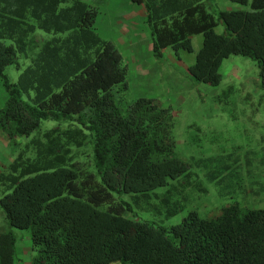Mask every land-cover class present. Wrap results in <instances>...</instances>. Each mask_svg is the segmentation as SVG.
Instances as JSON below:
<instances>
[{
    "label": "trees",
    "instance_id": "1",
    "mask_svg": "<svg viewBox=\"0 0 264 264\" xmlns=\"http://www.w3.org/2000/svg\"><path fill=\"white\" fill-rule=\"evenodd\" d=\"M131 1L146 8L156 58L168 47L192 52V37L202 34L187 68L194 80L221 84L224 60L241 55L257 63L264 89V0H230L248 9H220L214 0ZM99 13L85 0H0L7 92L0 134L13 143L44 120L69 123L39 132L0 172V207L10 226L30 230V264H264V206L233 201L166 226L140 217L123 198L132 194L139 204L193 171L178 154L173 107L127 98L129 67L98 33ZM38 30L49 36L40 42ZM21 56L30 60L24 69ZM9 65L21 71L17 82ZM86 144L89 164L78 155ZM17 245L13 229L0 232V264L19 263Z\"/></svg>",
    "mask_w": 264,
    "mask_h": 264
},
{
    "label": "rangeland",
    "instance_id": "2",
    "mask_svg": "<svg viewBox=\"0 0 264 264\" xmlns=\"http://www.w3.org/2000/svg\"><path fill=\"white\" fill-rule=\"evenodd\" d=\"M85 1L99 8L98 33L117 44L128 64L127 98L153 97L162 105L173 107L178 154L189 161L193 171L189 177L170 180L167 186L142 198L139 204L132 194L124 195L133 204L134 211L142 218L170 226L180 223L191 211L206 216L233 201L254 208L264 206V89L257 63L245 56L231 55L222 64L221 84L213 86L196 81L187 68L195 61L203 42L202 34L192 37V52L180 50L176 54L168 47L162 58H156L148 23L138 19V30L147 36L140 38V47L136 48L139 50L134 52L128 45H121L118 40L122 37L121 24L116 22L120 15L125 17L129 12L131 2ZM214 1L220 9L250 8L230 0ZM126 24L129 22L124 21L120 26L123 32ZM224 30L223 24L216 27L218 33ZM45 36L49 34L38 30L36 38L40 42ZM20 62L24 69L30 60L21 56ZM5 72L12 82H17L21 71L9 65ZM24 98H28L27 93ZM6 100L7 92L0 80V108L6 105ZM55 126L67 128L69 123L44 120L38 131L18 137L13 143L0 134V172L7 171L9 163L34 136ZM91 152L90 145L86 144L78 150V155L89 164ZM2 195L0 188V198ZM173 211L176 212L171 214ZM8 229H13L18 236V264H30L33 255L30 230L10 226L0 207V232Z\"/></svg>",
    "mask_w": 264,
    "mask_h": 264
},
{
    "label": "crops",
    "instance_id": "3",
    "mask_svg": "<svg viewBox=\"0 0 264 264\" xmlns=\"http://www.w3.org/2000/svg\"><path fill=\"white\" fill-rule=\"evenodd\" d=\"M125 2H131L129 7V12H127V14L125 15V17L120 15V20L116 21L117 23H119V25H123L124 21H128L129 24H126L123 26V28H125V31L123 32L121 30V25L119 26L120 28V36H122L121 38L119 37L118 40H121V45H128L130 48H132V50L135 52L137 47H140V38L142 39L143 37H146L147 34L145 32H141L138 30V22L137 20H139V22H146L147 19V13H146V8L144 7L143 4H138V3H134L131 0H124ZM99 19V15L97 18V21ZM115 22V23H116ZM117 23L115 24L116 27L118 26ZM97 25V22H96ZM150 29V28H149ZM151 33V32H150ZM118 43H120V41H118ZM134 61L138 62V58L136 56L132 57ZM140 65V64H139ZM138 65V66H139Z\"/></svg>",
    "mask_w": 264,
    "mask_h": 264
}]
</instances>
